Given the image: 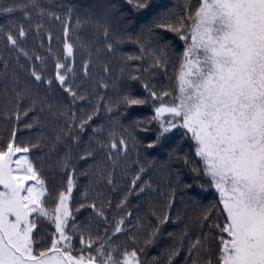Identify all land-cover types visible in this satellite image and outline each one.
<instances>
[{
	"label": "snow or ice",
	"instance_id": "snow-or-ice-1",
	"mask_svg": "<svg viewBox=\"0 0 264 264\" xmlns=\"http://www.w3.org/2000/svg\"><path fill=\"white\" fill-rule=\"evenodd\" d=\"M126 3L133 13L152 17L136 35L127 31L112 33L115 4L84 5L83 20L77 18L74 26L76 5H61L66 8L63 16L47 11L36 0L30 5L0 7V13L9 15L14 8L37 10L34 28L33 18L26 10L25 22L38 38V47H45L42 33L46 34L48 45L47 55L36 49L30 51L24 47L29 30L23 24L0 27V37L9 53H0V80L4 81L0 114L17 125L0 138V264H149L145 249L157 242L162 226L172 219L175 187L167 192L164 211L152 213L156 223L141 224L137 215L134 228L141 235H131V246L117 242L121 235L129 233L126 222L132 223L129 197L156 191L149 181L143 180L146 164L140 161L139 153L135 161L138 170L115 206L110 199L100 200L102 193L96 198L88 190L83 195H73L78 191L79 178L67 143L71 140L79 145L80 133L99 116L103 100L97 96L92 111L80 116L71 110L78 101L92 103L82 88L92 80V53L79 36L74 43L71 35L85 25L103 35L109 54L115 51L114 43L127 39L138 44L141 53L127 59H147L148 67L165 74L168 49L174 41L181 42L183 51L172 77L174 87L157 89L133 74L129 79L140 81L147 95L141 98L126 91L115 105L108 102L103 106L105 113L112 114L114 107L150 104L151 117L131 125L134 130L153 133L150 142L142 145L144 149L167 151L170 162L183 164L192 181L184 183L177 170L176 181L183 190L199 189L197 196L208 190L217 194L215 202L204 208L197 219V226L202 231L207 228L210 235L189 237L185 245V226L164 254L163 264H176L182 250L187 254L184 264H264V0H196L195 5L185 3L180 14L166 9L159 0ZM46 18L62 25L59 54L53 51V35L45 27ZM77 44L88 51L79 74ZM50 59L54 69L51 76L47 73ZM103 71L108 72L107 65ZM96 87L106 90L108 84L96 80L93 91ZM54 89H59L70 104L61 108L51 103L49 94ZM45 110L57 119L63 117L64 126L59 128L48 152L37 156L35 153L45 147L40 142L43 137L37 141L24 139L17 134L18 126L21 117L31 112L32 122H25L24 128H33L39 124L37 113ZM121 127L128 132L127 127ZM103 132L102 126L92 129L89 145L78 158L95 160L96 151L103 150L113 172L100 175L116 191L113 173L118 159L121 154L127 156L129 139L133 148L141 142L131 133L119 134L115 128L107 131L106 138H98ZM176 133L180 134V142L172 147L170 138ZM57 145L65 147L64 156L54 166H46V157L50 158ZM189 198L195 200V196ZM113 207L115 211H110ZM77 214H82L83 219ZM152 264L161 262L152 257Z\"/></svg>",
	"mask_w": 264,
	"mask_h": 264
},
{
	"label": "trees",
	"instance_id": "trees-1",
	"mask_svg": "<svg viewBox=\"0 0 264 264\" xmlns=\"http://www.w3.org/2000/svg\"><path fill=\"white\" fill-rule=\"evenodd\" d=\"M32 0H0V7L3 6H14V5H30ZM43 8L47 11H54L61 16L66 12V8L60 7L61 5H76L73 9L72 23L75 25L77 18L83 20V6L92 3L103 4H115L116 8L113 10V22L111 31L113 34L123 33L125 31L136 35L140 32V29L150 22L152 17L145 18L141 14L133 13L130 6L127 5L126 0H36ZM160 3L166 6V9L173 10L174 13L180 14L184 11L185 3L195 5L196 0H159ZM166 9H161L164 11ZM25 10L32 16V25L34 28L37 22V10L28 7L14 8V13L4 14L0 13V27L7 28L11 24H23L26 30H29V38L24 44V47L28 50L36 49L41 55H47V39L46 34L42 33L44 37L45 47L43 49L38 47V38L35 33L30 30V25L25 22ZM45 27L50 29L53 35L52 48L53 51L59 54L61 52V39H62V25L59 22H53L45 19ZM71 35L73 36V42L76 43L75 37L79 36L80 41L89 45V49L92 53V80L87 81L82 85L85 91L89 93L88 101H78L75 106L72 107V111H75L77 116L82 113L92 111L93 104H95L97 96L103 97L101 101V111L98 117H94L91 122V126L83 133H80V143L76 145L68 141L67 147L71 148L72 159L71 164L76 168L78 180V191H74V197L83 195L85 190H88L89 195L93 198L97 197L98 193H102L99 197L100 200L110 199L112 205L118 202V199L122 195V192L129 187V182L138 170V165L135 163L137 160V153H139V159L142 163L146 164V173L143 175V180L149 181L156 189L148 195L140 194L139 196L133 195L129 197L128 209L133 213L130 218L132 223L126 222V227L129 229L127 235H121L117 241L120 244H127L131 246V235L140 236V233L136 232L134 225L136 224V216L139 215L140 223L147 225L149 222L156 223L155 217L152 215L153 212L161 213L164 211L166 203V195L169 188H176L175 203L171 210L172 219L165 225L162 226L161 235L157 242L145 249L144 255H146L149 264H152V257H156L158 261L163 264L164 254L167 249L172 246L173 242L180 236L187 226V237H185V245H187L188 238H195L201 234H209L208 229L204 228L203 231L197 226V219L204 208L212 205L217 199V194L214 190H208L200 195H196L199 189L195 190H183L176 181L175 173L178 170L181 180L184 183H192L190 174L187 169L179 161H169L167 151L159 149L145 150L142 146L150 142V137L153 133L141 132L134 130L131 127L132 122L136 120H145L151 117L152 110L150 104L143 106H134L131 108L124 109L123 106L119 108L114 107L112 114H107L103 110L105 103L111 102L113 105L120 95L126 91H131L134 95L141 98L145 97V92L140 81H132L129 79L130 75H139L144 82L150 85H155L157 89L162 87L172 88L174 87V69L179 53L183 51L180 46L181 42L174 41L168 49V70L165 74L162 70L148 67L149 61L147 59H127L128 57H139L141 55L139 45L135 44L127 39L123 43H114V53L109 54L105 50V39L103 35L99 34L90 25H85L80 29L74 30ZM174 34H169L173 36ZM144 39V37H142ZM99 52L97 53V50ZM0 53L9 55L4 48V40L0 37ZM88 56V51L79 47L77 44L76 51V68L77 73H80L81 61ZM23 63V58H21ZM38 63V62H37ZM107 65L108 72L103 71V67ZM148 67V71L144 69ZM3 70V65L0 64V71ZM53 62L50 59L47 65V73L49 76L53 74ZM138 70V71H137ZM9 78H11V70L9 71ZM96 80H103L104 83L108 84V88L102 89L96 87L93 91V82ZM4 81L0 80V89L3 88ZM130 85V87H128ZM41 95L45 94L44 89L41 90ZM49 95H51V103L58 105L63 108L70 104L69 99L59 90L54 89ZM4 104V100L0 97V107ZM39 118V124H36L31 129L24 128V123L32 122L33 113H29L27 117H21V123L19 124L18 136H22L24 139H32L37 141L38 138L43 137L40 142L45 145L42 151L35 153L37 156L44 155L48 152L49 146L55 143V137L59 132V128L64 126V118H55L47 110L44 112L37 113ZM128 128V132H124V128ZM103 127L104 132L100 135L101 139L106 138L107 131L115 128L119 134L128 136L129 133L136 136L137 140L141 143L136 148L132 147V141L129 139V150L127 156L121 157L117 161V166L113 173L114 183L118 185L116 191H113L112 186L108 185L100 173L107 175L112 173V163L106 157L103 150H97L95 153V160L89 159L87 162L80 160L78 155L81 154L82 150L89 145V140L92 137V129ZM13 127H17L15 121L6 120L2 114H0V138L6 137ZM180 142V134L176 133L170 138V144L172 147H176L177 143ZM182 143V142H181ZM65 147L63 145H57L55 150L51 152L50 158L46 157V166L55 165V161L60 159L65 154ZM184 151H187V147L184 146ZM150 162V163H149ZM93 165V167H89ZM87 171L89 175H81V173ZM59 176L60 173L58 172ZM139 183V182H138ZM190 196H195V200L190 199ZM99 202V200H98ZM110 211H115V208ZM80 219H83L82 214H77ZM179 216L180 219H176ZM45 231H50L45 229ZM172 233L173 236L168 234ZM186 252L181 251L180 256L176 258V264H184L186 258Z\"/></svg>",
	"mask_w": 264,
	"mask_h": 264
}]
</instances>
